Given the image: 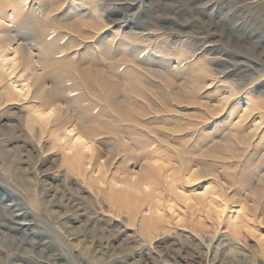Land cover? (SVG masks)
I'll return each instance as SVG.
<instances>
[{"label":"rangeland","instance_id":"1","mask_svg":"<svg viewBox=\"0 0 264 264\" xmlns=\"http://www.w3.org/2000/svg\"><path fill=\"white\" fill-rule=\"evenodd\" d=\"M2 37L0 264H264V0H0Z\"/></svg>","mask_w":264,"mask_h":264},{"label":"bare ground","instance_id":"2","mask_svg":"<svg viewBox=\"0 0 264 264\" xmlns=\"http://www.w3.org/2000/svg\"><path fill=\"white\" fill-rule=\"evenodd\" d=\"M35 1L39 2V0H35ZM42 5L45 6V8L47 6L45 2H42ZM4 7L5 6L3 5V9H4ZM76 10H80V8H76ZM79 12H81V10ZM11 16L13 17V14H11ZM89 17H91L92 20L95 18L94 16H89ZM89 26H90L91 30L85 32V36H83V38L92 40L94 38L95 34H96V33H93V31L98 32V31H96V30H98V28H95L93 23L89 24ZM72 31L73 32H78V31H74V30H72ZM107 34H109V33H107ZM111 37H113V35ZM73 39H75V38H73ZM73 39H71L70 42H74ZM4 40H5L4 37H2L0 42L3 43ZM20 40H21V42H19L18 47L22 50V53L24 55L23 59H24L25 68L30 69L31 68L30 66H33V63H34V65H36V63H38V60H40L39 56H38L37 59H35V54L33 53V47L30 44L24 42V39H20ZM103 40H104L103 36L97 38V40L95 41V43H94V45L92 47L93 49H98L97 51L99 52V54H101V53H103L105 51L107 52L108 50H110L111 44L113 43L112 42V38H109L104 43H103ZM124 42L125 41H123V45H125V46L128 45V43H126V42L124 43ZM2 47L3 46H0V50H1ZM133 49H135V47H132L131 51ZM13 52H14V56L18 53L15 48H13ZM39 52H38V54H39ZM14 56L9 58L10 60H12L11 61L12 62L11 68L16 63V60H15ZM0 60L5 62L7 60V58L4 55L0 54ZM160 61L162 63H160V62H157V63L147 62V64H145L146 65L145 67L142 65L143 61H139V63H136V64H138L142 68L141 70L143 71L142 72L143 74H148V75L154 76L156 78L164 79V78H167L168 74H170V72L168 70L170 68V65H169V62L167 60H165L166 62L163 61L162 59ZM144 63H146V62H144ZM4 66L5 65H2L1 62H0V67L3 68ZM30 70L33 71L32 68ZM171 70H172V68H171ZM127 72L129 74H131L132 71L127 69ZM142 73H140V74L142 75ZM138 76H140V75L137 73L136 75H134V78H138ZM34 82H35L38 90L46 91L48 94H50L52 92V90L50 88L46 87V81H45L44 75L37 74L34 77ZM123 86H124V88L128 89L127 88L128 86L126 84H123ZM13 88H16V87L14 86ZM19 90L20 91L23 90L24 93L28 94L29 91H30V84L27 81L22 80V85H21V88ZM50 109H52V108H49V110ZM49 110L40 111V114L45 117V114ZM60 112H63V109H61ZM90 129L92 130V128H90ZM69 131L71 132L73 130L70 129ZM77 137H79V140H81V137L76 135L75 138H74V141H79V140H77ZM63 138H64L63 136H59L58 139L61 141ZM69 149H70V147H69ZM67 156H71V155H67ZM65 158L68 159L67 157H65ZM65 162H67V160ZM68 163L71 164V165L80 164L81 163V156L79 155V153H76L72 157H70ZM192 174H193V172H192ZM263 178L264 177L262 176V179ZM259 181L260 182H257V184H256L257 186L252 188V190L256 191V190L260 189L259 186L261 185L260 184L261 183V178L259 179ZM147 185H148L147 182H143L141 184V186L134 185L133 183H129L126 186V188L123 191H121V196H117L118 201L120 203H122V204L125 203L128 206V208H130V209H134L136 211H139L141 206H142V202H141L142 200L141 199H143V198H138L135 195H133L132 193L135 194L136 191H138L139 193H142L143 188H146ZM262 205H263L262 209L264 210V204H262ZM238 216H239V213L237 211L235 216L229 217V221H230L229 223L232 224V226L234 227L236 235H240L239 231H236L237 226H235V222H236V219L238 218ZM143 229L145 231H148L149 233H151L155 229V223L149 222L146 226H144ZM241 264H243V263H241Z\"/></svg>","mask_w":264,"mask_h":264},{"label":"snow or ice","instance_id":"3","mask_svg":"<svg viewBox=\"0 0 264 264\" xmlns=\"http://www.w3.org/2000/svg\"><path fill=\"white\" fill-rule=\"evenodd\" d=\"M227 99V98H226ZM55 114V109H50L46 114L44 118H51ZM77 140H79V137H77Z\"/></svg>","mask_w":264,"mask_h":264}]
</instances>
